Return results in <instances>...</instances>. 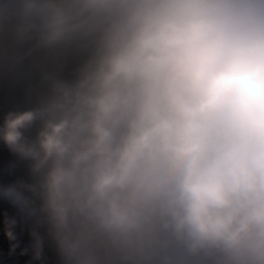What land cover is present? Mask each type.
I'll return each mask as SVG.
<instances>
[{
  "label": "clouds",
  "instance_id": "9594fccd",
  "mask_svg": "<svg viewBox=\"0 0 264 264\" xmlns=\"http://www.w3.org/2000/svg\"><path fill=\"white\" fill-rule=\"evenodd\" d=\"M0 264H264V0H0Z\"/></svg>",
  "mask_w": 264,
  "mask_h": 264
}]
</instances>
